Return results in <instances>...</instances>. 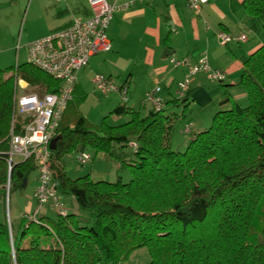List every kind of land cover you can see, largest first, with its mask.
Wrapping results in <instances>:
<instances>
[{
  "label": "trees",
  "instance_id": "trees-1",
  "mask_svg": "<svg viewBox=\"0 0 264 264\" xmlns=\"http://www.w3.org/2000/svg\"><path fill=\"white\" fill-rule=\"evenodd\" d=\"M244 2L264 27V0ZM244 66L237 84L248 102L225 97L228 106L192 134L184 151L171 145L176 116L165 110L188 95L164 98L162 110L149 107L145 115L120 104L112 112L129 114L127 122L95 127L83 114L73 115L69 102L51 169L59 195L73 196L80 212L25 217L18 230L0 219V264H119L142 247L149 264H264V44ZM12 69L0 73V186L12 127L21 133L30 121L17 116L13 123L17 79L40 87V94L62 84L29 61ZM82 146L105 159L120 158L131 179L69 176L64 158ZM35 170L31 158L16 161L11 190L22 188Z\"/></svg>",
  "mask_w": 264,
  "mask_h": 264
},
{
  "label": "crops",
  "instance_id": "crops-1",
  "mask_svg": "<svg viewBox=\"0 0 264 264\" xmlns=\"http://www.w3.org/2000/svg\"><path fill=\"white\" fill-rule=\"evenodd\" d=\"M108 1L123 4L131 0ZM134 1L130 7L116 10L107 30L111 50L90 57L88 65L78 72L74 91L85 88L86 92L88 88H95L93 75L103 73L124 85L129 94L127 106L145 115L149 107L144 102V94L154 86H162V96L166 100L178 96V82L184 79L187 68L174 67L170 63V57L190 56L196 60L205 55L211 67L223 70L226 76L223 81L212 79L206 72L191 77L184 96L188 95L189 100L182 104V120L185 123L192 122L193 133L207 129L214 114L220 108L228 106L229 103L223 104L225 97L232 96L242 104L248 102L245 89L237 83L245 68V59L264 44V27L248 12L244 0H205L201 4L200 14H196L187 5V0ZM3 5L12 8L20 5V9L27 15L26 37L29 40L24 44L27 60V44L30 41L67 27L76 16L87 17L92 14L88 0H6ZM3 5H0V9L4 8ZM220 31L246 33L248 38L222 44L218 35ZM110 96L111 94L106 97ZM80 151L93 154L86 146H82L76 156ZM28 184L29 177L22 188H26ZM37 184L36 172L32 195ZM4 185L5 182L0 186V194L5 200L7 197L8 204L9 197L18 189H10L7 194ZM60 197L68 210L80 212L73 196L61 193ZM36 208L34 195L23 207L15 203L12 208L11 204V227L18 230L26 215ZM41 214L56 217L57 212L48 206L42 209ZM0 219H5L3 214H0ZM150 260L148 249L139 248L119 264H149Z\"/></svg>",
  "mask_w": 264,
  "mask_h": 264
},
{
  "label": "built area",
  "instance_id": "built-area-1",
  "mask_svg": "<svg viewBox=\"0 0 264 264\" xmlns=\"http://www.w3.org/2000/svg\"><path fill=\"white\" fill-rule=\"evenodd\" d=\"M92 14L87 17L76 16L71 24L52 34L30 41L27 44L28 61L36 67L61 80L62 84L57 91L38 93L25 90L27 85L23 79L16 81V95L14 96L13 123L17 116L30 119L24 131L16 133L11 130L10 144L7 152V177L5 189L7 194L12 186V170L19 159L31 158L37 168L38 184L34 191L37 208L26 215L27 220H36L44 207L50 206L57 213L65 215L68 211L58 192L59 182L53 177L51 169L52 139L58 135V128L68 103L73 99L75 84L79 70L87 66L90 57L96 53L109 51L112 48L107 30L120 7L127 8L135 3L134 0L118 4L108 0H88ZM151 1V0H148ZM205 0H187V5L200 14L201 4ZM222 44L232 41H244L246 33L219 32ZM170 63L174 67L187 68L185 77L178 82L177 94L184 97L189 88L191 77L206 72L212 79L223 81L225 72L211 67L205 55L193 60L190 56H171ZM93 84L102 95L112 93L121 95L122 101L127 103L128 90L103 73H95ZM27 84V83H26ZM144 102L148 107L160 111L165 107L162 96V86H154L144 94ZM184 132L192 131V122L186 123ZM136 146L134 141L130 142ZM92 159L88 151H80L77 161L86 164ZM10 225V218H9ZM11 228V225H10Z\"/></svg>",
  "mask_w": 264,
  "mask_h": 264
},
{
  "label": "rangeland",
  "instance_id": "rangeland-1",
  "mask_svg": "<svg viewBox=\"0 0 264 264\" xmlns=\"http://www.w3.org/2000/svg\"><path fill=\"white\" fill-rule=\"evenodd\" d=\"M0 2V5H3L6 3V0H0ZM11 2H17V0H11ZM3 7L4 8L0 9V73L5 71L9 73L12 72V68L17 64L28 61L27 51L24 46L25 42L29 40L26 37L28 25L26 26L27 15L25 11L23 12V9H20V5L16 8L7 5H3ZM26 85L27 87L25 90H32L38 93L41 91L40 87L29 86L28 83ZM84 89L81 90L77 88L73 93L74 99L70 101L72 104L70 112H73V115L83 114L88 121L93 124V127L101 124L119 125L130 119V115L127 113L118 117V115L112 112L120 104L128 105V103L122 101L119 94H111L108 98L95 88H88L86 92H84ZM165 111L167 115L176 116L173 118L171 145L175 150L184 151L189 144L188 142H190L194 129L192 127L190 133L183 131L186 126V121L182 120L183 105H176V103L169 102ZM173 112H175L176 115H174ZM87 149L93 152L94 159L86 164H81L75 159L78 150L70 152V154L65 156L64 165L69 175L77 178L78 176H83L90 172L94 179L103 178L117 180L119 176L125 182L131 179V168L126 164L123 165L121 160H119L120 158L108 160L103 158L100 153L96 154L91 148L88 147ZM36 172L33 171L29 175V184L26 188H20L11 194L8 204L7 197L5 200L2 194H0V214H3L4 220L9 222L11 204L12 208L15 203L23 207L27 200L32 199L34 195V193L32 195V192ZM66 199H68V197H66ZM142 248L147 249L145 247Z\"/></svg>",
  "mask_w": 264,
  "mask_h": 264
},
{
  "label": "water",
  "instance_id": "water-1",
  "mask_svg": "<svg viewBox=\"0 0 264 264\" xmlns=\"http://www.w3.org/2000/svg\"><path fill=\"white\" fill-rule=\"evenodd\" d=\"M166 51L170 52L169 49H166ZM61 137H62L61 134H58L52 139L51 144H50L52 149L57 148V143ZM26 182H27V178L24 179V184H26Z\"/></svg>",
  "mask_w": 264,
  "mask_h": 264
},
{
  "label": "bare ground",
  "instance_id": "bare-ground-1",
  "mask_svg": "<svg viewBox=\"0 0 264 264\" xmlns=\"http://www.w3.org/2000/svg\"><path fill=\"white\" fill-rule=\"evenodd\" d=\"M22 83H23L24 85H26V81H23Z\"/></svg>",
  "mask_w": 264,
  "mask_h": 264
},
{
  "label": "clouds",
  "instance_id": "clouds-1",
  "mask_svg": "<svg viewBox=\"0 0 264 264\" xmlns=\"http://www.w3.org/2000/svg\"><path fill=\"white\" fill-rule=\"evenodd\" d=\"M27 83V82H26Z\"/></svg>",
  "mask_w": 264,
  "mask_h": 264
}]
</instances>
